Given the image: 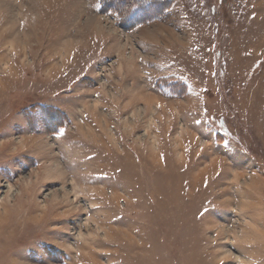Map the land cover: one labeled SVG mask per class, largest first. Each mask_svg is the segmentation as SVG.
I'll list each match as a JSON object with an SVG mask.
<instances>
[{
	"label": "rangeland",
	"instance_id": "1",
	"mask_svg": "<svg viewBox=\"0 0 264 264\" xmlns=\"http://www.w3.org/2000/svg\"><path fill=\"white\" fill-rule=\"evenodd\" d=\"M0 0V264H264V0Z\"/></svg>",
	"mask_w": 264,
	"mask_h": 264
},
{
	"label": "trees",
	"instance_id": "2",
	"mask_svg": "<svg viewBox=\"0 0 264 264\" xmlns=\"http://www.w3.org/2000/svg\"><path fill=\"white\" fill-rule=\"evenodd\" d=\"M173 0H100L102 11L118 16L125 28H134L154 20L168 19Z\"/></svg>",
	"mask_w": 264,
	"mask_h": 264
}]
</instances>
